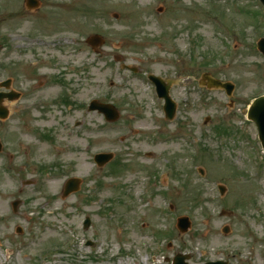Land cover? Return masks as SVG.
I'll use <instances>...</instances> for the list:
<instances>
[{
	"label": "rangeland",
	"instance_id": "1",
	"mask_svg": "<svg viewBox=\"0 0 264 264\" xmlns=\"http://www.w3.org/2000/svg\"><path fill=\"white\" fill-rule=\"evenodd\" d=\"M263 15L256 0H0V70L11 65L24 93L11 171L0 164V264H264V160L243 112L264 95ZM203 73L234 84L232 96L200 86ZM150 74L172 83L171 121ZM91 100L112 104L116 122ZM68 178L81 185L63 199Z\"/></svg>",
	"mask_w": 264,
	"mask_h": 264
},
{
	"label": "water",
	"instance_id": "2",
	"mask_svg": "<svg viewBox=\"0 0 264 264\" xmlns=\"http://www.w3.org/2000/svg\"><path fill=\"white\" fill-rule=\"evenodd\" d=\"M264 3V0H262ZM28 7H34L36 6V0H27ZM87 43L91 45L92 47L100 46L103 41L98 36H92L88 38ZM258 50L264 55V38L261 39L257 44ZM203 80H206V86L208 88H224L227 92V94H230L233 86L229 83H221L218 80L212 79L209 77L208 74H204L202 76ZM156 86L158 87L159 96L163 97L165 99V107L164 110L167 112V117L171 118L173 113V105L170 101V99L167 96V87L163 85L162 82L159 80L153 79ZM264 98H260L256 100L251 108V111L249 112V118L253 120L258 128L259 131V137L262 142V146L264 148ZM89 110H97L100 113H103L108 121H114L118 118L117 112L114 110V108L110 105H102L97 102H92ZM111 158V155H96L95 161L99 166H102L105 164L109 159ZM78 183L79 181L76 179H70L65 184V190H64V196H67L69 193L76 191L78 189ZM14 207L16 206V203L13 204ZM89 221H85V228L88 226ZM189 227V222L186 218H181L178 221V229L181 232H185L187 228ZM228 230L225 229L224 232L226 233ZM184 258L183 257H177L174 259V264H184L182 262ZM214 264H222V263H214Z\"/></svg>",
	"mask_w": 264,
	"mask_h": 264
},
{
	"label": "flooded vegetation",
	"instance_id": "3",
	"mask_svg": "<svg viewBox=\"0 0 264 264\" xmlns=\"http://www.w3.org/2000/svg\"><path fill=\"white\" fill-rule=\"evenodd\" d=\"M1 47L2 45L0 43V50ZM12 72L13 70L11 65L2 66L0 70L2 75L0 76V160L2 161L0 164L2 170L5 172L11 171L9 164L12 157H14L16 153V151L12 148L13 137L15 134L13 133L14 129L11 123L19 121L18 131H20L22 123L20 118L22 116L20 111L22 110L15 109L14 105L19 103L21 98L24 96V93L20 89L13 88V75L9 77V74ZM17 114L19 117H16ZM23 183L26 184V182L22 181L21 185ZM2 212L3 210L0 206V217L2 216Z\"/></svg>",
	"mask_w": 264,
	"mask_h": 264
},
{
	"label": "bare ground",
	"instance_id": "4",
	"mask_svg": "<svg viewBox=\"0 0 264 264\" xmlns=\"http://www.w3.org/2000/svg\"><path fill=\"white\" fill-rule=\"evenodd\" d=\"M48 90H50V91H51V89H48Z\"/></svg>",
	"mask_w": 264,
	"mask_h": 264
}]
</instances>
